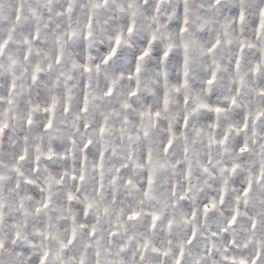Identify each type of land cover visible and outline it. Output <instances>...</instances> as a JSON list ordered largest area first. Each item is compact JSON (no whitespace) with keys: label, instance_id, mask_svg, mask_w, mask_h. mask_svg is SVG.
Segmentation results:
<instances>
[{"label":"clouds","instance_id":"obj_1","mask_svg":"<svg viewBox=\"0 0 264 264\" xmlns=\"http://www.w3.org/2000/svg\"><path fill=\"white\" fill-rule=\"evenodd\" d=\"M0 264H264V0H0Z\"/></svg>","mask_w":264,"mask_h":264}]
</instances>
